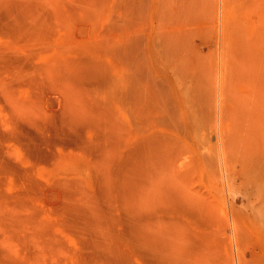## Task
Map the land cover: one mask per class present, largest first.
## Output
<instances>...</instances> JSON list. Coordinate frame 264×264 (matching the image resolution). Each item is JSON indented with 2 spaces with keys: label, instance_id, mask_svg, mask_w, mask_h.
Listing matches in <instances>:
<instances>
[{
  "label": "rangeland",
  "instance_id": "rangeland-1",
  "mask_svg": "<svg viewBox=\"0 0 264 264\" xmlns=\"http://www.w3.org/2000/svg\"><path fill=\"white\" fill-rule=\"evenodd\" d=\"M192 262L264 264V0H0V264Z\"/></svg>",
  "mask_w": 264,
  "mask_h": 264
},
{
  "label": "bare ground",
  "instance_id": "bare-ground-1",
  "mask_svg": "<svg viewBox=\"0 0 264 264\" xmlns=\"http://www.w3.org/2000/svg\"><path fill=\"white\" fill-rule=\"evenodd\" d=\"M201 199H202V198H200V200H201ZM201 201L204 202V200H201ZM200 205H201V204H200ZM199 207H200V206H199ZM203 208H204V206H201V208H198V209H201L202 211H200V212L203 213V214H204V213H208V212H203V211L205 210V208H204V210H203ZM155 209H156V208H155ZM155 209H152V210H155ZM198 211H199V210H198ZM206 211H208V210H206ZM204 215H206V214H204ZM206 217H208V216H206ZM145 221H147V220H145ZM234 222H235V221H234ZM146 223H147V222H145V225H146ZM197 223H199V224H197V225L201 226V227H199L198 229H200V228H201V229H200L199 231H197V233H196V231H195L196 229H195L194 232H195V234L197 235V236H196V235H195V236L198 238L199 244L201 245V247L203 248V250H206V251H207V249L209 250L210 248L214 249L212 246L214 245L213 242H214L215 240L213 241L212 237H210L209 234H211V233H209L208 228H207V227H204V226H202V225H200V222H197ZM201 224H203V225L206 226V224L203 223V222H202ZM234 224H235V223H234ZM193 225H194V224H193ZM193 225H192V226H193ZM195 225H196V224H195ZM234 226H235V225H234ZM236 226H237V225H236ZM196 227H197V226H196ZM196 227H194V228H196ZM203 227H204V228H203ZM206 228H207V229H206ZM198 229H197V230H198ZM233 229H234V228H233ZM191 230H192V228H191ZM235 230H236V229H235ZM236 233H237V232H236ZM146 235H147V234H146ZM193 235H194V234H193ZM147 236H149V235H147ZM147 236H145V235L143 236V237H144V239H143V240H144V242H143L144 244H143V245H144L145 249L147 248V241H148V237H147ZM146 237H147V240H146ZM192 244H194V243H192ZM192 244H191V245H192ZM212 244H213V245H212ZM210 245H211V246H210ZM208 246H209L210 248H209ZM197 247L199 248V246H197ZM145 249H144V250H145ZM212 249H211V250H212ZM201 250H202V249H201ZM203 250H202V251H203ZM190 251H191V250H190ZM192 251H193V250H192ZM197 251H198V250H197ZM199 251H200V249H199ZM206 251H205V253H204V254H205V257L208 256L207 253H206ZM212 251H213V250H212ZM145 252H146V250H145ZM203 252H204V251H203ZM151 253H152V251H151ZM193 253H194V252H193ZM193 253H192V254H193ZM208 253H210V252H208ZM214 253H215V252H214ZM214 253H213V254H214ZM198 254H200V256H201V254H202L201 251H200ZM204 254H202V256H204ZM153 255H154V254H153ZM206 255H207V256H206ZM146 256H147V255H146ZM193 256H194V254H193ZM195 256H197V255H195ZM195 256H194V257H195ZM202 256H201L200 258H198L199 256H197V259H200V260H201V259H202ZM142 257H143V256H142ZM144 257H145V256H144ZM155 257H156V256H155ZM191 257H192V256H191ZM203 259H205V258L203 257ZM142 260H143V259H142ZM146 260H147V259H146ZM200 260H199V261H200ZM213 260H214V259H213ZM217 260H218V259H217ZM193 261H194V260H193ZM202 261H203V260H202ZM202 261H200V262H202ZM207 261H208V260H207ZM207 261H206V262H207ZM149 262H150V261H149ZM204 262H205V260H204ZM206 262H205V263H206ZM208 262H209V261H208ZM214 262H215V261H214ZM216 262H217V261H216ZM218 262H219V261H218ZM218 262H217V263H218ZM143 263H146V262H143ZM147 263H148V262H147ZM193 263H194V262H192V264H193ZM202 264H203V263H202ZM213 264H214V263H213Z\"/></svg>",
  "mask_w": 264,
  "mask_h": 264
}]
</instances>
